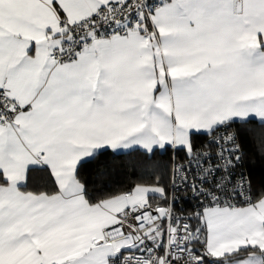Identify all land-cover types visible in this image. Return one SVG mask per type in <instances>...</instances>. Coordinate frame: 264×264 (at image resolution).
Returning <instances> with one entry per match:
<instances>
[{"label": "snow or ice", "instance_id": "obj_1", "mask_svg": "<svg viewBox=\"0 0 264 264\" xmlns=\"http://www.w3.org/2000/svg\"><path fill=\"white\" fill-rule=\"evenodd\" d=\"M254 124L264 145V0H0V264H264ZM109 149L185 152L198 210L155 174L91 195Z\"/></svg>", "mask_w": 264, "mask_h": 264}, {"label": "trees", "instance_id": "obj_2", "mask_svg": "<svg viewBox=\"0 0 264 264\" xmlns=\"http://www.w3.org/2000/svg\"><path fill=\"white\" fill-rule=\"evenodd\" d=\"M255 131L245 136L241 142L243 154V169L251 182V194L255 197L264 193V145H261L258 135L261 131L258 125H251ZM211 135L193 138L196 152L205 146ZM185 152L157 151L154 160L148 162L140 151L116 153L108 150L97 156L85 170L84 175L92 181L89 192L97 199L109 194L127 190L136 184H151L155 174L168 185V201L170 196L171 174L173 165L178 160H186ZM151 164L152 166H149ZM155 168V172H154ZM155 204H161L159 198Z\"/></svg>", "mask_w": 264, "mask_h": 264}, {"label": "built area", "instance_id": "obj_3", "mask_svg": "<svg viewBox=\"0 0 264 264\" xmlns=\"http://www.w3.org/2000/svg\"><path fill=\"white\" fill-rule=\"evenodd\" d=\"M218 135H223V132L218 133ZM212 139H213V137L210 136L209 139L206 141L205 146L197 152H199V153L206 152L208 150L209 142ZM212 151L216 152V151H218V149L214 148V149H212ZM189 159L190 158L188 157V158H186V160H178L177 162H175L173 165V170L177 166H180V165L188 167ZM193 165H194V162H193ZM235 171H236L237 180H238L239 179V173H241V172L244 173L243 154H242V160H241L240 164L237 166V168L235 169ZM244 175L249 180V178L247 177V175L245 173H244ZM209 179H211V178H209ZM190 180H191V177H190ZM197 183H198V181H197ZM173 195H175V197H176L175 203L173 206L174 207V213H175V215L181 216V217L191 216L194 213V211L198 210L199 204L203 201L202 197L199 199L195 198L193 190L191 188H187V189L182 188L180 191L173 194L172 190H171V185H170V196H169L168 204H173V199H172ZM193 224H195V221H193Z\"/></svg>", "mask_w": 264, "mask_h": 264}, {"label": "crops", "instance_id": "obj_4", "mask_svg": "<svg viewBox=\"0 0 264 264\" xmlns=\"http://www.w3.org/2000/svg\"><path fill=\"white\" fill-rule=\"evenodd\" d=\"M109 150H112V149H109ZM112 151H114V152H116V153H124V152H128V151H130V150H120V151L112 150Z\"/></svg>", "mask_w": 264, "mask_h": 264}, {"label": "rangeland", "instance_id": "obj_5", "mask_svg": "<svg viewBox=\"0 0 264 264\" xmlns=\"http://www.w3.org/2000/svg\"><path fill=\"white\" fill-rule=\"evenodd\" d=\"M225 264H227V261L225 262Z\"/></svg>", "mask_w": 264, "mask_h": 264}]
</instances>
